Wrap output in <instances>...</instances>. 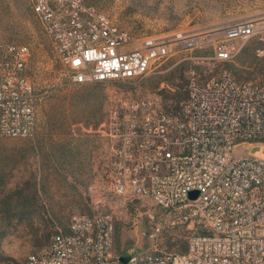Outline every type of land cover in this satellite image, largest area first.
<instances>
[{"label":"built area","instance_id":"built-area-1","mask_svg":"<svg viewBox=\"0 0 264 264\" xmlns=\"http://www.w3.org/2000/svg\"><path fill=\"white\" fill-rule=\"evenodd\" d=\"M32 10L76 84L143 78L192 47L211 54L192 57L206 60L208 76L193 69L185 97L123 100L110 111L106 130L113 192L152 201L174 224H187L186 250L121 255L111 214H74L69 230L26 264H264V69L246 81L223 68L212 74L249 39L264 43V18L178 33L174 48L170 37L138 39L84 0H32ZM257 55L264 57V47ZM29 56L27 45L0 43L2 136L36 132ZM163 229L153 222L144 234L155 239Z\"/></svg>","mask_w":264,"mask_h":264},{"label":"rangeland","instance_id":"rangeland-1","mask_svg":"<svg viewBox=\"0 0 264 264\" xmlns=\"http://www.w3.org/2000/svg\"><path fill=\"white\" fill-rule=\"evenodd\" d=\"M138 39L191 35L226 23L264 18V0H84ZM0 43L29 47V79L35 88L37 128L33 136L0 134V261L26 264L32 253L48 249L52 237L69 230L74 214H111L115 246L121 255L187 248L190 229L152 201L126 199L111 188V142L106 134L112 108L126 99L181 98L191 71L207 77L211 50L188 48L143 78L110 83L76 84L32 10V0H0ZM139 41L135 45H138ZM249 39L240 53L220 69L238 81L256 78L264 69ZM245 150L238 148L237 153ZM153 222L163 233L144 234Z\"/></svg>","mask_w":264,"mask_h":264},{"label":"water","instance_id":"water-1","mask_svg":"<svg viewBox=\"0 0 264 264\" xmlns=\"http://www.w3.org/2000/svg\"><path fill=\"white\" fill-rule=\"evenodd\" d=\"M199 192L198 191H193L191 192L190 196L191 198H196L198 196ZM127 259L123 258L122 261L125 262Z\"/></svg>","mask_w":264,"mask_h":264}]
</instances>
